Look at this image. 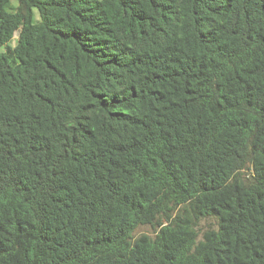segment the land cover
Returning a JSON list of instances; mask_svg holds the SVG:
<instances>
[{"label": "trees", "instance_id": "16d2710c", "mask_svg": "<svg viewBox=\"0 0 264 264\" xmlns=\"http://www.w3.org/2000/svg\"><path fill=\"white\" fill-rule=\"evenodd\" d=\"M0 264H264V0H0Z\"/></svg>", "mask_w": 264, "mask_h": 264}, {"label": "rangeland", "instance_id": "374dc122", "mask_svg": "<svg viewBox=\"0 0 264 264\" xmlns=\"http://www.w3.org/2000/svg\"><path fill=\"white\" fill-rule=\"evenodd\" d=\"M13 44V43H12ZM209 227H215V222H214V220H212V219H207V220H203V221H201L200 222V224H199V229L201 230V231H203V230H205V229H207V228H209ZM142 233H144V234H151V230H149L148 228H140L137 232H136V234H142Z\"/></svg>", "mask_w": 264, "mask_h": 264}]
</instances>
